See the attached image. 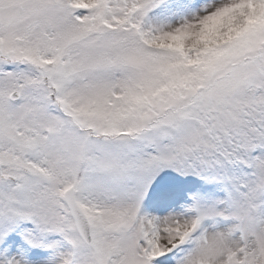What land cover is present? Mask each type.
<instances>
[{
	"label": "snow or ice",
	"instance_id": "obj_1",
	"mask_svg": "<svg viewBox=\"0 0 264 264\" xmlns=\"http://www.w3.org/2000/svg\"><path fill=\"white\" fill-rule=\"evenodd\" d=\"M0 264H264V0H0Z\"/></svg>",
	"mask_w": 264,
	"mask_h": 264
}]
</instances>
